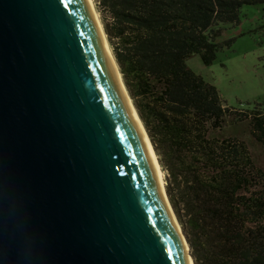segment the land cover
<instances>
[{"label":"water","instance_id":"1","mask_svg":"<svg viewBox=\"0 0 264 264\" xmlns=\"http://www.w3.org/2000/svg\"><path fill=\"white\" fill-rule=\"evenodd\" d=\"M117 74L89 0H0V264H191Z\"/></svg>","mask_w":264,"mask_h":264},{"label":"trees","instance_id":"2","mask_svg":"<svg viewBox=\"0 0 264 264\" xmlns=\"http://www.w3.org/2000/svg\"><path fill=\"white\" fill-rule=\"evenodd\" d=\"M129 96L165 173L195 264H264V169L228 117L264 146V109H235L192 70L211 65L223 23L257 0H93Z\"/></svg>","mask_w":264,"mask_h":264},{"label":"rangeland","instance_id":"3","mask_svg":"<svg viewBox=\"0 0 264 264\" xmlns=\"http://www.w3.org/2000/svg\"><path fill=\"white\" fill-rule=\"evenodd\" d=\"M218 27L221 31L216 42L222 47L216 60L206 65L199 54H194L187 61L189 67L214 84L229 106L242 110L259 104L264 109V0L245 4L238 23ZM216 134L244 139L256 163L264 169V146L255 140L245 121L228 117L226 126ZM165 176L163 171L166 189Z\"/></svg>","mask_w":264,"mask_h":264},{"label":"bare ground","instance_id":"4","mask_svg":"<svg viewBox=\"0 0 264 264\" xmlns=\"http://www.w3.org/2000/svg\"><path fill=\"white\" fill-rule=\"evenodd\" d=\"M89 2H90V5H91V8H92V10H93V13H94V15H95V18H96V21H97V23H98V26H99V28H100V31H101V33H102L103 41H104V43L106 44V46H107V48H108V50H109V52H110V54H111V56H112V58H113L115 64H116V61H115V58H114V56H113V53H112L111 47H110V45H109V43H108V40H106L107 38L105 37L106 35H105V32H104L103 26H102V24H101V21H100V18H99L98 12H97V10H96V7H95V4H94V1H93V0H89ZM116 66H117V68H118V65H117V64H116ZM117 76H118V81L120 82V84L122 85L123 89L125 90V92H126V94H127V96H128V99H129V101H130V104H131V107H132V109H133V112H134V114H135V116H136V118H137L139 124L141 125V127H142L144 133H145V136H146L147 142H148V144H149V147H150V150H151V153H152V156H153V159H154V162H155V165H156V168H157V171H158V174H159V177H160V180H161V183H162V186H163V189H164L165 195H166V189H165V181H164V177H163V171H162V168H161V166H160V163H159V160H158V156H157L156 153H155V149H154V146H153V144H152V141H151V139H150V137H149V135H148V133H147V131H146V128H145V126H144V124H143V122H142V120H141V118H140V116H139V114H138V112H137V110H136V108H135L133 102H132V99H131V97H130L129 94H128V91H127V89H126V87H125V84H124V82H123L122 75H121V73H120L119 68H118V74H117ZM167 196H168V195H166V198H168ZM168 204H169V201H168ZM170 204H171V202H170ZM170 204H169V206H170ZM170 208H171V206H170ZM172 208H173V207H172ZM172 208H171V211H172L173 216H174V218H175L176 224H177V226H178V228H179V230H180V232H181V234H182V236H183V233H182V230H181L180 224H179V222L177 221L178 219H176L177 216H176L174 210H172ZM175 216H176V217H175ZM183 240H184V243H185L186 249H187V251H188V248H187V246H188L187 243H188V242H187V243L185 242V238H184V236H183ZM187 253H188V252H187ZM188 256H189V253H188ZM189 259H190V263H191V264H194L193 258H192L191 256H189Z\"/></svg>","mask_w":264,"mask_h":264}]
</instances>
